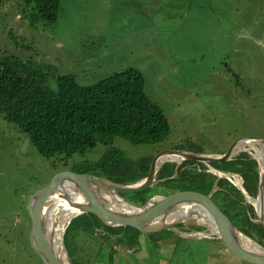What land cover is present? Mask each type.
<instances>
[{"label": "rangeland", "instance_id": "rangeland-1", "mask_svg": "<svg viewBox=\"0 0 264 264\" xmlns=\"http://www.w3.org/2000/svg\"><path fill=\"white\" fill-rule=\"evenodd\" d=\"M19 6L20 0H6L0 8V55L51 65V85L70 73L92 84L129 67L143 72L145 91L167 115L171 133L157 144L116 136L114 144L127 159L154 158L165 149L223 154L239 140L240 147L248 148L247 137L257 138L255 146L264 151V0H62L51 24L21 18L26 12ZM99 146L78 158L77 165L98 161L106 150L105 144ZM238 164L225 167L233 170ZM55 171L29 136L0 114V264H45L32 244L28 204ZM235 174L226 178L241 191L244 178ZM218 181L217 176L212 188ZM179 183L207 186L191 179ZM169 190L156 184L142 196L126 193V198L141 204ZM241 212L231 218L224 213L263 241L259 226ZM95 221L89 214L73 219L64 237L73 264H241L231 263L235 260L209 237L196 234L194 223L155 233L163 232L161 238L140 231L136 237L142 246L136 248L128 240L136 235L133 229L113 232L121 227ZM190 227L195 231L185 236ZM211 250L218 255L206 261Z\"/></svg>", "mask_w": 264, "mask_h": 264}, {"label": "trees", "instance_id": "trees-1", "mask_svg": "<svg viewBox=\"0 0 264 264\" xmlns=\"http://www.w3.org/2000/svg\"><path fill=\"white\" fill-rule=\"evenodd\" d=\"M6 0H0V8ZM62 0H20V6L32 24L45 21L51 24L57 21ZM13 33H11L12 35ZM51 65H41L33 59L23 60L15 54L0 55V114L25 132L40 154L46 157L53 171L71 168L78 173H91L111 181L132 184L145 178L150 171L153 156L139 159H127L124 152L114 144L116 136H122L135 144H157L171 133L169 119L163 109L154 102L145 91L146 78L143 72L129 67L113 72L96 83L82 84L75 74H63L57 77L56 86L50 84ZM99 142L106 145L102 157L84 166H78V158L89 150L96 152ZM97 147V148H96ZM95 148V149H94ZM75 155H81L73 158ZM230 161L239 163L233 170L225 167L227 162L212 163L223 171L238 173L243 179L244 188L257 196L259 169L252 153L240 151ZM88 162V161H84ZM192 170H189V169ZM105 169V174H102ZM209 166L189 160L176 170V161H167L160 167L157 178L173 176L177 178L161 183L172 187L184 179L199 180L207 192L212 189L216 174L209 172ZM207 182V184H206ZM220 191L214 198L221 209L236 216V210H243L248 220L256 223L262 240H258L247 229H240L249 237L264 246V226L258 220L254 206L246 202L245 195L228 178L219 180ZM185 187V185H184ZM141 193H131L142 196ZM223 196H217V193ZM126 196L127 194H123ZM146 199H144L145 201ZM239 218H241L239 216ZM71 222L69 228L72 226ZM88 226H91V222ZM135 234L133 244L139 243L140 231L131 226ZM69 230V229H68ZM163 233V232H162ZM159 234L155 236L161 238ZM142 246V244H141ZM115 248L113 250L115 252ZM163 261L168 257L162 255ZM160 264V263H158Z\"/></svg>", "mask_w": 264, "mask_h": 264}, {"label": "water", "instance_id": "water-1", "mask_svg": "<svg viewBox=\"0 0 264 264\" xmlns=\"http://www.w3.org/2000/svg\"><path fill=\"white\" fill-rule=\"evenodd\" d=\"M245 141L249 142L248 148H244V146L240 147L239 144L242 140H239L228 152L223 154H207L181 149L162 150L152 159L149 174L132 184L114 182L108 178L91 173H78L73 169L55 171L49 175V181L34 190L29 198L28 208L31 216V223L29 225L34 249L45 264H73L64 244L62 246L65 250V255H59L46 238L54 230L57 231L54 228V226H58L57 220L63 221L64 219L60 220L58 218L54 220L56 204H66L65 206L70 210L79 209L63 228L60 227L63 240L68 230L67 228H69L73 219L78 215H92L98 221H95V223H99L103 227L131 226L144 234H155L164 230H177L176 227L180 223H188L189 221H185L184 219L176 220V222L172 223H167L166 221L177 210L183 207L199 205L204 211L209 210L213 212L215 217L213 226L216 231H213L212 227L206 223L189 222L197 224L195 228L196 233L209 237L216 242L215 247L219 251L233 258L238 263L264 264V246L240 230L215 200L214 192L219 188L218 182L207 192L193 187H184V184L178 182L170 188L167 187L170 189L169 192L155 194L141 204H136L123 195L126 193H141L156 184L177 178V172L171 177L162 179L156 177L163 163L170 161L162 160L166 156L179 155L182 157V160L191 159L204 162L217 174L218 180H220L222 177L232 178L235 176V173L216 168L212 163L225 162L240 151L252 153V149H254L253 156L257 160L259 169L257 196L255 197L250 194L244 188L243 183L238 184V186L245 195L246 202L253 204L258 219L264 226L263 210L250 200V198H260L264 201V165L261 163L258 155L259 149L255 146V142L259 140L254 137H247ZM179 163L176 170L179 168ZM164 219L166 220L164 221ZM90 227L95 230L97 229V232L101 233V227H98L97 224L91 223ZM190 230H192L191 227ZM183 234L187 235L185 232ZM190 235L192 234L190 233ZM241 236L255 243L257 248L251 247L252 244L250 246L246 245Z\"/></svg>", "mask_w": 264, "mask_h": 264}, {"label": "bare ground", "instance_id": "bare-ground-1", "mask_svg": "<svg viewBox=\"0 0 264 264\" xmlns=\"http://www.w3.org/2000/svg\"><path fill=\"white\" fill-rule=\"evenodd\" d=\"M258 155L260 157L261 163H263L264 165V151H260V149L258 150ZM162 160H182V157L179 155H171V156H166L164 158H162ZM82 199V198H80ZM251 202L256 204L257 207L261 208L263 210V214H264V201L261 200L260 198L257 199H253L250 198ZM52 205V204H51ZM66 205V204H65ZM65 205L63 204H56L55 206V212H54V220H57L58 218L60 219V216L63 217V221H58L57 220V225L58 226H54V228L57 231H53L50 235H48L46 238L48 239L49 244H51L53 246V248L55 249V251L59 254V255H65V250L63 248V241L61 242V240H63V237L61 235V228L60 227H64L65 224L72 219V217L76 214V212L79 210L77 208V210H70L69 208H67ZM184 219L185 221H189V222H195L198 224H204L206 223L207 225L212 227L213 231H216L214 225V221H215V217L213 215V212H210L209 210H203V208L199 205H195V206H188V207H183L179 210H177L174 215L170 218L167 219V223H172V222H176V220H181ZM166 219H164L165 221ZM205 230V229H204ZM192 231H195L194 229L191 230V234ZM198 234V233H196ZM187 235H190V233ZM242 237V236H241ZM243 241L245 242L246 245H251V247L253 248H257L256 244L253 242H250L247 238L242 237Z\"/></svg>", "mask_w": 264, "mask_h": 264}, {"label": "crops", "instance_id": "crops-1", "mask_svg": "<svg viewBox=\"0 0 264 264\" xmlns=\"http://www.w3.org/2000/svg\"><path fill=\"white\" fill-rule=\"evenodd\" d=\"M252 146H254L253 144H252ZM218 154V153H217ZM189 160H191V159H186V160H181V161H178V160H174V161H176V167H177V164H178V162H180L179 163V166L182 164V163H184V162H187V161H189ZM194 161H196V160H194ZM197 163H200V161H196ZM201 163H204V162H201ZM204 164H206V163H204ZM157 174H158V172H157ZM157 174H156V177H157ZM223 178V177H222ZM167 181H170V180H167ZM167 181H165V182H167ZM219 182V181H218ZM170 188V187H169ZM215 192H216V190H215ZM214 192V193H215ZM180 225V224H179ZM140 245V244H139ZM136 248H138V246L136 247ZM140 248V247H139ZM208 256L206 257V255H205V257H204V259L206 260V261H208L209 259H210V257L212 256L213 257V259H214V257L215 256H217L218 254H216V253H213L212 255L211 254H209V252L208 253H206ZM231 263H238V262H236V261H232Z\"/></svg>", "mask_w": 264, "mask_h": 264}, {"label": "clouds", "instance_id": "clouds-1", "mask_svg": "<svg viewBox=\"0 0 264 264\" xmlns=\"http://www.w3.org/2000/svg\"><path fill=\"white\" fill-rule=\"evenodd\" d=\"M235 175H236V174H235ZM242 183H243V181H242ZM242 183H241V184H242ZM243 186H244V185H243ZM255 197H256V196H255ZM258 220H259V219H258ZM259 221H260V220H259ZM68 229H69V228H68ZM141 233H142V232H141ZM142 234H143V233H142ZM63 241H64V240H63ZM63 244H64V243H63ZM139 244H140V243L136 244V246L138 245V248L141 247V244H140V245H139ZM64 245H65V244H64ZM211 253L213 254L214 252L211 250V251L209 252V254H211Z\"/></svg>", "mask_w": 264, "mask_h": 264}, {"label": "flooded vegetation", "instance_id": "flooded-vegetation-1", "mask_svg": "<svg viewBox=\"0 0 264 264\" xmlns=\"http://www.w3.org/2000/svg\"><path fill=\"white\" fill-rule=\"evenodd\" d=\"M67 233H68V230L66 231V233H65V235H64L65 238H66ZM211 255H212V253H211Z\"/></svg>", "mask_w": 264, "mask_h": 264}]
</instances>
